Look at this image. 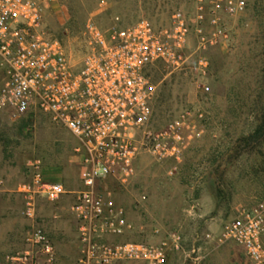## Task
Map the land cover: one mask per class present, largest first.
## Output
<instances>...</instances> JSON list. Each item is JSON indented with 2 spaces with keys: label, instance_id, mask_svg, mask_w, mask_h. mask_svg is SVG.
Segmentation results:
<instances>
[{
  "label": "built area",
  "instance_id": "1",
  "mask_svg": "<svg viewBox=\"0 0 264 264\" xmlns=\"http://www.w3.org/2000/svg\"><path fill=\"white\" fill-rule=\"evenodd\" d=\"M58 1L0 0V112L10 121L43 116L73 137L80 186L70 206L77 264H168L170 255L182 251L181 237L171 234L156 244L120 242L132 224L107 183L129 185L142 153L157 163L179 161L187 142L200 136V108H185L158 131L148 130L156 93L149 70L159 63L182 70L194 56V70L204 76L207 48L225 37L224 18L241 15L247 0H193L192 13L176 11L167 26L140 19L102 29L87 22L78 59L45 25L46 10ZM17 193L21 216L35 221L40 200L55 203L69 192L46 181L36 160ZM209 240L240 248L247 264H264V203L240 210L216 236L206 234ZM24 242L18 262L55 264V246L42 226L33 224ZM196 252L186 254L190 264H199Z\"/></svg>",
  "mask_w": 264,
  "mask_h": 264
},
{
  "label": "rangeland",
  "instance_id": "2",
  "mask_svg": "<svg viewBox=\"0 0 264 264\" xmlns=\"http://www.w3.org/2000/svg\"><path fill=\"white\" fill-rule=\"evenodd\" d=\"M176 11L191 14L193 0H59L46 10L44 22L78 59L86 45L87 22L102 29L140 19L167 26ZM224 22L225 37L205 52L204 76L195 72L194 56L185 69L171 71L159 63L148 73L156 87L148 130L158 131L185 108H200V136L187 142L179 161L157 163L142 153L129 185L107 183L132 224L120 242L156 244L171 234L181 237L182 251L170 255L168 264H182L192 249L206 253L213 247L206 234L216 236L240 210L264 203V139L247 146L241 141L253 132L264 104V0H247L241 15ZM188 45L191 52L192 35ZM74 143L67 130L43 116L10 121L0 112V190L14 192L26 179L28 165L38 160L45 180L61 183L69 192L57 203L41 201L40 218L50 227L57 216L69 234L76 233L70 206L80 188ZM8 195L0 191V206L9 200L18 212L20 199ZM223 246L233 264H247L240 248Z\"/></svg>",
  "mask_w": 264,
  "mask_h": 264
},
{
  "label": "crops",
  "instance_id": "3",
  "mask_svg": "<svg viewBox=\"0 0 264 264\" xmlns=\"http://www.w3.org/2000/svg\"><path fill=\"white\" fill-rule=\"evenodd\" d=\"M22 182H24V180L16 185L14 192L9 187L1 189L3 193L9 194V198L11 196H17L20 199V208L19 211L16 212L15 210L18 208L9 200L0 206V264H21L17 261V257L24 253L26 249L24 236L33 224H39L45 228L44 230L53 242L56 250L55 264H77L79 245L76 233H67L65 228H62L57 216H54V224L50 227L44 224V220L40 218L39 208L40 202L44 200L38 202L39 213L35 221L24 219L21 216L22 199L17 193V189ZM11 193H15V195ZM63 197L57 202L62 201V199H64ZM207 242L213 245L212 249H208L204 254L197 249V252L193 254L194 257L197 256L199 258V264H233L234 259L230 256L227 246H223L224 244L220 245L215 240H209ZM190 263L191 260L184 256L182 264Z\"/></svg>",
  "mask_w": 264,
  "mask_h": 264
},
{
  "label": "trees",
  "instance_id": "4",
  "mask_svg": "<svg viewBox=\"0 0 264 264\" xmlns=\"http://www.w3.org/2000/svg\"><path fill=\"white\" fill-rule=\"evenodd\" d=\"M263 93H264V65H263V83H262ZM264 139V104L260 110V115L257 118L256 126L253 132L242 138L244 144L249 145L251 142H259Z\"/></svg>",
  "mask_w": 264,
  "mask_h": 264
}]
</instances>
